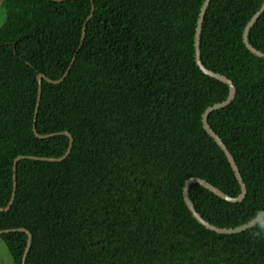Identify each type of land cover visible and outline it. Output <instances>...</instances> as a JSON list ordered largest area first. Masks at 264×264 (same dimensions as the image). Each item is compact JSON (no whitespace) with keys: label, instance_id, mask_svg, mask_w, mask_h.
Returning a JSON list of instances; mask_svg holds the SVG:
<instances>
[{"label":"trees","instance_id":"1","mask_svg":"<svg viewBox=\"0 0 264 264\" xmlns=\"http://www.w3.org/2000/svg\"><path fill=\"white\" fill-rule=\"evenodd\" d=\"M204 2L2 0L0 208L12 198L15 159H36L19 161L0 231L31 233L26 264H264V220L219 234L197 222L183 196L194 177L234 198L241 192L202 123L205 110L229 94L196 64ZM263 2L211 0L203 22L202 63L236 88L208 121L247 188L232 203L191 185L196 211L219 228L264 211V58L243 42ZM249 41L264 53V13ZM38 74L65 77L42 81L35 119ZM34 124L39 135L54 136H36ZM63 132L73 138L70 154L43 160L67 153ZM0 239L22 264L27 234Z\"/></svg>","mask_w":264,"mask_h":264},{"label":"water","instance_id":"2","mask_svg":"<svg viewBox=\"0 0 264 264\" xmlns=\"http://www.w3.org/2000/svg\"><path fill=\"white\" fill-rule=\"evenodd\" d=\"M57 1V0H56ZM211 0H205L204 4L201 7V11H200V15L198 18V22H197V27H196V33H195V60H196V64L198 65V67L200 68V70L214 78L219 80L220 82L226 84L229 88V94L228 97L225 101L221 102V103H217L211 107H208L205 112L202 115V123H203V127L204 129L207 131V133L217 142V144L222 148V150L224 151L229 164L231 165L235 176L239 182L240 188H241V192L237 197H231L227 194H225L224 192H222L220 189H218L217 187H215L214 185H212L211 183H209L208 181L201 179V178H190L186 181L184 188H183V196H184V200L185 203L188 207V209L190 210V212L192 213L193 217L197 220L198 223H200L202 226H204L205 228H207L208 230L214 231L216 233L219 234H236V233H242L254 226H256L258 223H260L261 221L264 220V211H262L258 216H256L253 220H251L250 222L243 224L241 226L235 227V228H219L216 227L212 224H210L209 222H207L205 219H203L201 217V215L196 211L195 206L190 198V187L192 184L198 183L201 186H203L204 188L208 189L209 191H211L212 193H214L215 195H217L218 197L222 198L223 200H226L228 202H232V203H237V202H241L244 200V198L246 197L247 194V188H246V184L243 181V177L241 175L240 169L235 161V158L233 157L232 153L229 151V149L227 148V146L225 145V143L222 141L221 137L219 135H217L214 130L211 128L210 124H209V116L210 114L218 109H222L226 106H228L233 99L235 98L236 95V88L233 84V82L227 78L224 75H221L219 73H216L214 71H211L209 69H207L201 60V54H200V41H201V34H202V28H203V22H204V17L206 14V10L210 4ZM264 13V2L260 8V10L252 17V19L249 21V23L246 25L244 32H243V42L246 46V48L254 55L260 57V58H264V53L257 50L255 47H253L249 41V33L251 31V29L253 28V26L257 23V21L259 20V18L262 16V14ZM85 33V32H84ZM83 33V34H84ZM69 71V70H68ZM65 73V76L68 74ZM64 76V77H65ZM63 77V78H64ZM63 78L59 79V80H51L49 79L47 76H45L44 74H38L37 76V81H38V97H37V106H36V112H35V119L37 117L38 114V108H39V102L41 100V92H42V81L46 80L49 83H53V84H57L59 82H61L63 80ZM36 121V120H35ZM34 132L35 135L41 138H45V137H51L54 136V134L51 135H46V136H41L37 133L36 131V127L34 124ZM63 135L67 136L69 138V147L67 150V153L61 157V158H57V159H45L42 158L43 160H49V161H61L63 159H65L71 152L72 150V146H73V138L71 136V134L69 132H63ZM36 159L35 157H30V156H18L15 161H14V174H13V179H14V190H13V194H12V198L10 203L8 204V206L4 209V208H0V211L2 210H8L14 200V196H15V191H16V170H17V165L19 163V161L23 160V159ZM10 231H20V232H25L28 236L27 239V244H26V248H25V252L23 255V261L22 264H26V258L28 255V252L30 250L31 244H32V240L33 237L31 235V233L24 229V228H20V229H16V230H5V231H0V234H2L3 232H10Z\"/></svg>","mask_w":264,"mask_h":264},{"label":"rangeland","instance_id":"3","mask_svg":"<svg viewBox=\"0 0 264 264\" xmlns=\"http://www.w3.org/2000/svg\"><path fill=\"white\" fill-rule=\"evenodd\" d=\"M5 17L6 10L2 4V0H0V27L2 26ZM0 264H14L13 259L2 239H0Z\"/></svg>","mask_w":264,"mask_h":264}]
</instances>
